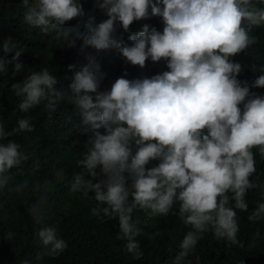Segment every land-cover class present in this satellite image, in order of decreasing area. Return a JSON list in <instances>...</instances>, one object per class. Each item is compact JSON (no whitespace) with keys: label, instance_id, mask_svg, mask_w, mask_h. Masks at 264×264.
I'll list each match as a JSON object with an SVG mask.
<instances>
[{"label":"clouds","instance_id":"obj_1","mask_svg":"<svg viewBox=\"0 0 264 264\" xmlns=\"http://www.w3.org/2000/svg\"><path fill=\"white\" fill-rule=\"evenodd\" d=\"M91 1L95 7L90 16L85 12L86 0L20 3L23 20L41 33H53L69 47L80 39L88 50L114 48L136 69L113 73L109 88L100 90V85L105 86V70L89 57L81 70L68 65L74 70L68 85L71 94L56 87L57 77L48 66L30 70L24 78L21 74L11 84L12 92L21 98L17 105L21 112L43 104L51 119L57 106L67 100L79 109L86 126L82 131L91 132L75 161L79 166L71 173L70 168L53 166L49 177H25L10 189L17 196L30 192L35 197L27 203L28 215L39 225L35 232L39 250L19 264H42L45 256H59L68 247L55 224L42 223L51 188L65 179L69 191L96 201L93 215L101 221L118 219L117 236L132 259L143 256L137 239L142 221L134 217L135 210L149 217L171 211L189 226L166 264H191L187 258L206 233L243 248L237 213L248 210L245 197L250 189L258 187L262 199L248 211L247 220L264 221V181L254 175L255 154L264 159V95L250 92L248 82L237 78L242 66L232 57L257 43L252 31L264 26V0ZM76 17L86 21L84 33L77 31L75 39L69 40L74 31L69 33L62 26ZM22 51L10 36L4 39L0 76L8 73L9 63L14 64V74L21 70ZM162 58L167 70L154 74L145 67L149 59ZM144 68L148 69L145 77ZM259 72L253 87H264V66ZM34 127L28 116L18 118L8 130L0 121V190L8 185L12 169L19 170L29 161L30 153L21 144L39 137L27 141L19 137ZM55 149L56 140H52L41 157ZM153 160L159 162L146 167ZM39 167L33 162L32 171ZM157 235L158 231L152 232L148 238ZM3 236L15 238L11 230ZM260 239L264 233L257 229L249 247Z\"/></svg>","mask_w":264,"mask_h":264},{"label":"trees","instance_id":"obj_2","mask_svg":"<svg viewBox=\"0 0 264 264\" xmlns=\"http://www.w3.org/2000/svg\"><path fill=\"white\" fill-rule=\"evenodd\" d=\"M20 3L21 0H0V44L10 36L17 49H23L18 58L23 64L21 70L14 74V64L9 63L8 73L0 76V121L5 122L8 130L16 124L18 118L31 117V123L35 125L33 131L20 133L24 137L19 139L27 141L28 137L39 138L21 144L23 149L30 153L29 161L19 170L12 169L8 185L0 190V203H3V207H0V264H19L23 258H34L40 248L35 238L39 225H34L28 215L30 203H27L35 197L30 192L24 197L17 196L14 191H10L12 186L25 177L30 180L49 177L53 166L64 170L70 168L71 173L75 166H79L75 161L79 158L80 152L84 151L85 143L91 135V132L82 131L86 126L82 123L79 109L67 100L57 106L51 114V119L43 104L34 106L27 113L21 112L17 108L21 98L12 92L11 84L19 80L21 74L24 78L30 70L39 71L41 67L48 66L57 77L56 87L69 91L68 85L71 83L74 70L68 65L74 64L75 70H81L88 63L89 57H94L100 68L105 70L102 75L105 86L100 85V90L109 88L113 73L116 74L121 69L134 72L136 69V65L126 62L114 48L88 50L82 48L80 39H76L75 46L69 47L64 41L56 40L53 33H41L38 27L23 20V7ZM94 7L91 0H86L87 16L91 15ZM85 24L86 21L76 17L66 22L62 30L69 29V33L74 31V35L68 37L72 40L75 39L77 31L84 33ZM252 34L257 36V43L234 54L232 59L242 66L237 78L242 82H248L250 92L264 95V87L252 86V81L260 74L259 69L264 66V26L254 28ZM12 55L14 52L9 53L8 58L11 59ZM145 67L154 74L167 70L163 58L155 62L149 59V64ZM147 70L144 68V77ZM66 74L68 80H65ZM137 76L139 78V75ZM124 77L130 79L125 73ZM12 138L19 143L17 135ZM52 140H56V149L41 157L44 147ZM255 159L254 175L259 181H264V159H261L258 153L255 154ZM33 162L40 164L35 172L32 171ZM158 162L150 161L146 167L155 166ZM245 199L248 210L237 213L240 226L238 239L244 241L245 246L240 248L228 245L226 241L216 240L211 233H206L203 239L198 241L195 251L187 258L191 264H264V239H260L254 247H249V241L257 229L264 233V221L254 223L247 220L248 211L256 207L257 201L262 199L260 189L258 187L250 189ZM95 206L94 199L84 197L79 192L69 191V182L66 179L65 182L57 183L51 188L49 207L42 223L55 224L58 234L66 240L68 247L59 256H45L42 264H166L178 251V243L189 227L171 211L167 215L149 217L143 210H135L134 217H139L142 221L140 226L143 231L137 239L143 249V256L132 259L123 249L124 241L117 236L118 219L105 218L101 221L91 212ZM8 230L15 234L12 241L3 236ZM157 231L159 235L152 239L148 238L150 233Z\"/></svg>","mask_w":264,"mask_h":264},{"label":"bare ground","instance_id":"obj_3","mask_svg":"<svg viewBox=\"0 0 264 264\" xmlns=\"http://www.w3.org/2000/svg\"><path fill=\"white\" fill-rule=\"evenodd\" d=\"M156 17H158V16H156Z\"/></svg>","mask_w":264,"mask_h":264}]
</instances>
